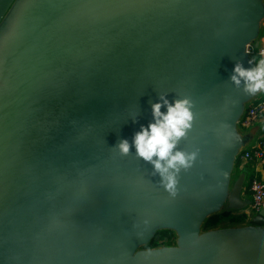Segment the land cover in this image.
I'll list each match as a JSON object with an SVG mask.
<instances>
[{
    "label": "water",
    "instance_id": "water-1",
    "mask_svg": "<svg viewBox=\"0 0 264 264\" xmlns=\"http://www.w3.org/2000/svg\"><path fill=\"white\" fill-rule=\"evenodd\" d=\"M263 33L264 0H0V264H264V210L208 227L252 206ZM176 101L168 188L134 140Z\"/></svg>",
    "mask_w": 264,
    "mask_h": 264
},
{
    "label": "clouds",
    "instance_id": "clouds-1",
    "mask_svg": "<svg viewBox=\"0 0 264 264\" xmlns=\"http://www.w3.org/2000/svg\"><path fill=\"white\" fill-rule=\"evenodd\" d=\"M235 71L247 80L253 81L251 88L253 91L264 88V62L261 67L254 70L245 71L239 65ZM232 79L239 83L236 76ZM187 101H176L174 105H169L166 114L160 112L161 105H153L154 116L159 117L156 123L150 124L148 129H143L135 136V147L137 153L146 161L154 163L157 171L162 176L168 174L167 187L171 188L175 183L173 175L169 173L170 169L179 171L178 165L187 167L191 156L186 157L185 153L173 149L177 142L185 135V130L190 127L189 121L192 119L191 113L186 107ZM123 153H127L129 145L127 141L120 144ZM157 157L153 161V157ZM164 163H161V162Z\"/></svg>",
    "mask_w": 264,
    "mask_h": 264
},
{
    "label": "built area",
    "instance_id": "built-area-1",
    "mask_svg": "<svg viewBox=\"0 0 264 264\" xmlns=\"http://www.w3.org/2000/svg\"><path fill=\"white\" fill-rule=\"evenodd\" d=\"M251 54L257 59H264V47L251 48ZM262 118H264V98L247 110L241 126L244 129H249ZM258 163H264V137H261L249 150L242 154L239 168ZM247 189L251 194L252 206L245 216L250 219L264 210V179L260 176L258 170L251 168Z\"/></svg>",
    "mask_w": 264,
    "mask_h": 264
},
{
    "label": "crops",
    "instance_id": "crops-1",
    "mask_svg": "<svg viewBox=\"0 0 264 264\" xmlns=\"http://www.w3.org/2000/svg\"><path fill=\"white\" fill-rule=\"evenodd\" d=\"M261 47H264V33H263V36H262V39H261ZM264 60V59H263ZM264 98V97H263ZM258 126L257 129H259V132H258V135H257V138L254 142V144L261 138V137H264V118L260 119L257 124H256V127ZM247 131V130H246ZM248 169H249V174L251 172V168L252 169H256L259 171L260 173V176L264 179V163H258V164H254L252 166H247ZM245 198H248L251 200V194L250 192L248 191V189L246 188V191H245ZM244 217V221L240 222V223H248L249 222V219L244 216L243 214L242 215H236L235 217Z\"/></svg>",
    "mask_w": 264,
    "mask_h": 264
},
{
    "label": "trees",
    "instance_id": "trees-1",
    "mask_svg": "<svg viewBox=\"0 0 264 264\" xmlns=\"http://www.w3.org/2000/svg\"><path fill=\"white\" fill-rule=\"evenodd\" d=\"M264 61V60H263ZM260 65H262V62L259 61ZM244 217L240 216V217H235L233 215H225V216H221V217H216L210 220V222L208 223V227H215L218 226L224 222H230V223H240L242 221H244ZM161 241H168L173 239V235L170 233H162L161 235Z\"/></svg>",
    "mask_w": 264,
    "mask_h": 264
},
{
    "label": "flooded vegetation",
    "instance_id": "flooded-vegetation-1",
    "mask_svg": "<svg viewBox=\"0 0 264 264\" xmlns=\"http://www.w3.org/2000/svg\"><path fill=\"white\" fill-rule=\"evenodd\" d=\"M161 237V236H160ZM160 242V243H159ZM159 244H163V245H171V244H173V242H174V239H171V240H168V241H161V239L159 240ZM158 243H155V246L158 244ZM154 246V247H155ZM159 246H161V245H159Z\"/></svg>",
    "mask_w": 264,
    "mask_h": 264
},
{
    "label": "rangeland",
    "instance_id": "rangeland-1",
    "mask_svg": "<svg viewBox=\"0 0 264 264\" xmlns=\"http://www.w3.org/2000/svg\"><path fill=\"white\" fill-rule=\"evenodd\" d=\"M257 60H258V62H259V61L264 62L263 59H257ZM160 239H161V237H160ZM159 243H160V242H159ZM159 243H158L156 246H155V244H153V247H154V246L157 247V246H159V245H162V246H163V244H159Z\"/></svg>",
    "mask_w": 264,
    "mask_h": 264
}]
</instances>
